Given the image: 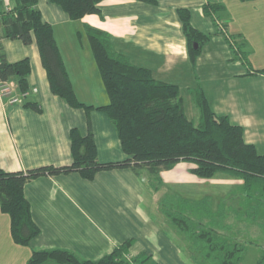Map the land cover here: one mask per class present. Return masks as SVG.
Here are the masks:
<instances>
[{
    "label": "crops",
    "instance_id": "1",
    "mask_svg": "<svg viewBox=\"0 0 264 264\" xmlns=\"http://www.w3.org/2000/svg\"><path fill=\"white\" fill-rule=\"evenodd\" d=\"M222 2L159 0L158 4H149L139 0H103L101 13L78 20H72L50 0H38V8L44 20L54 27L68 73L82 102L94 106L109 102L91 46L86 42L85 24H90L106 30L118 52L151 69L156 79L177 84L186 113V99L192 113L196 112L193 92L200 86L197 83L200 77L203 78L202 87L214 111L242 125L246 141L264 154V74L245 67L240 60L239 64L233 62L237 60L231 50L235 45L227 35H231L234 26L230 25V15L222 18L219 14L225 9ZM209 3L221 5V10L206 13L204 6ZM14 5L15 0H5L6 9ZM179 8L190 9L193 25L210 35L194 62L177 12ZM219 21L227 33L219 29ZM236 30L239 31V26ZM0 45L9 61L28 57L32 66L29 95L23 102L9 103L0 89L1 168L16 172L44 165H70L73 161L70 131L74 127L83 134L90 130L94 133L99 161H121L128 157L114 122L105 112L92 109L88 113L84 108H74L52 93L36 41L27 45L20 39L2 37ZM234 51L242 56L240 49L235 47ZM17 91L20 92L18 85ZM28 102L37 103L40 110L27 106ZM191 166L181 161L172 169L163 170L161 178L156 177L160 185L161 182L181 185L193 179L188 173ZM180 173L183 176L179 177ZM220 173L230 177L226 181L243 185L237 176ZM143 176L150 180L155 175L146 167L114 168L98 172L92 180L71 172L41 175L28 181L25 195L41 233L28 245L16 243L11 233V216L0 204V264H26L34 250L51 248L68 249L82 259L96 260L131 238L134 242L129 255L148 258L144 264H185L183 243L175 238L171 228L167 230L158 223L159 214L169 219L166 209L161 207L162 213L153 210L151 196L161 191L160 186H150L149 180L143 182Z\"/></svg>",
    "mask_w": 264,
    "mask_h": 264
},
{
    "label": "trees",
    "instance_id": "2",
    "mask_svg": "<svg viewBox=\"0 0 264 264\" xmlns=\"http://www.w3.org/2000/svg\"><path fill=\"white\" fill-rule=\"evenodd\" d=\"M102 1L50 0L72 20L101 13ZM220 10L219 4L204 6L208 14ZM177 12L194 62L210 35L193 25L190 9L179 8ZM85 33L109 96L105 105L86 104L78 98L54 27L44 20L38 0H15V5L9 9L5 8V0H0V38L20 39L27 45L36 41L52 93L74 108H84L88 113L92 109L105 112L114 122L122 148L128 155L121 161H99L94 133L90 130L83 134L74 127L70 131L73 158L70 165H44L16 172L0 167V204L2 210L11 216V233L16 243L28 245L41 233L25 195L27 182L41 175L79 172L82 177L92 180L102 170L146 167L161 178L163 170H170L185 161L192 164L191 173L199 177L212 178L224 172L242 179L246 191L257 188L264 191V154L255 144L246 141L242 125L233 123L228 115L214 111L203 87L193 92L200 112L199 121L195 122L186 113L177 84L156 79L151 69L133 63L127 55L118 52L106 30L85 24ZM31 69L30 58L9 61L0 45V83L16 81L21 92L29 91ZM254 72L264 74V68L254 69ZM26 105L40 110L37 103L28 102ZM247 195L249 198L252 193L247 192ZM259 206L252 203L250 209L258 211ZM164 212L205 259L215 264L240 262L245 250L242 243L229 240L212 228H196L188 215L169 209ZM133 242L134 239H128L96 260L82 259L68 249H38L33 251L27 264H144L148 258L129 255Z\"/></svg>",
    "mask_w": 264,
    "mask_h": 264
},
{
    "label": "rangeland",
    "instance_id": "3",
    "mask_svg": "<svg viewBox=\"0 0 264 264\" xmlns=\"http://www.w3.org/2000/svg\"><path fill=\"white\" fill-rule=\"evenodd\" d=\"M222 1L221 4L225 6V9L219 14L222 18L230 15L229 19L232 20L230 25L234 26V30L229 36L233 38L237 50L240 49L242 52V56H239L234 51L235 47L231 49L237 58L233 62L239 64L241 61L245 67L252 69L264 68V0ZM237 26L239 31L236 30ZM86 42L90 45L89 39ZM203 81L200 77L197 83L202 87ZM8 82L12 83L16 89L17 84ZM104 89L106 90L105 85ZM20 92L17 91V93ZM9 96L4 95V97ZM192 105L196 111L195 114L192 113L190 103L186 99L188 115L190 114L192 116L190 118L198 122L199 109L195 103ZM186 163L192 165L190 162ZM188 173L193 179L183 181L181 185L169 182L167 184L161 182L160 185L159 178L156 176H150V180L143 176V182L149 180L150 186H160L161 189L159 193L151 196L153 210L159 209L160 213H162L161 207L175 210L188 215L196 228H212L223 237L242 243L245 250L238 264H260V261L264 264V191L260 188L246 191L238 182L226 181L230 177L223 173H218L212 178L193 175L190 170ZM181 176L183 174L180 173L179 177ZM222 176H225L224 180ZM247 192L252 193V196L247 198ZM164 203L165 206H161ZM252 203L260 205L258 211L250 209ZM159 215L158 223L164 225L167 230L171 228L175 238L183 243L185 264H215L194 249L186 238V234L180 231L170 219Z\"/></svg>",
    "mask_w": 264,
    "mask_h": 264
},
{
    "label": "built area",
    "instance_id": "4",
    "mask_svg": "<svg viewBox=\"0 0 264 264\" xmlns=\"http://www.w3.org/2000/svg\"><path fill=\"white\" fill-rule=\"evenodd\" d=\"M218 27L220 30L227 33V29L221 21L218 22ZM227 36L230 37L229 34ZM0 89L3 96L10 95L8 97L10 98V100L8 99L10 103L22 102V100L29 95V91L15 93V88L10 82L0 83Z\"/></svg>",
    "mask_w": 264,
    "mask_h": 264
}]
</instances>
